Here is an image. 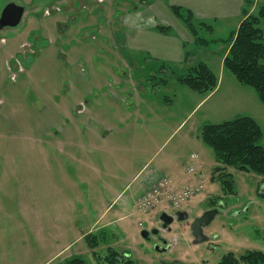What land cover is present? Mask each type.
Segmentation results:
<instances>
[{"label":"rangeland","instance_id":"1","mask_svg":"<svg viewBox=\"0 0 264 264\" xmlns=\"http://www.w3.org/2000/svg\"><path fill=\"white\" fill-rule=\"evenodd\" d=\"M6 2L0 0V20L8 2L24 6V10L15 26L0 24V134L29 136L32 131L27 123L33 119L42 123L46 118L56 119L53 105L57 100L63 106L70 105L78 93L83 100L68 118L76 150L74 161L69 156L58 157L60 148L70 151L73 147L65 142L53 144L57 151L47 157L38 152L39 145L32 149L33 158H40L36 162L40 161V168H52L58 189L65 186L66 192L58 195L68 198L57 205V264H66L68 259L83 264H227L223 259L229 253L236 259L248 252L264 253V197L260 195L264 188L259 191V178L254 174L233 172L231 189L215 174L221 165L200 137L201 129L211 124L207 121L208 104L202 103L193 111L196 103L192 97L205 95L180 81L192 66L164 67L148 62L137 68L130 66L129 56L137 53L130 44L135 33H129L125 26L133 25L137 18H143L146 25L145 15L139 16L130 8L133 4L144 6L147 0ZM244 2L243 8L249 6L251 14L264 0ZM190 13L192 26L208 49L187 44V51L196 53L193 57L200 61L216 59L229 31L220 28L210 32L207 24ZM246 14L242 13L241 20ZM174 18L191 35L182 20ZM91 25L94 27L89 29ZM161 26L155 30L170 35L171 28L162 32L157 30ZM37 35L40 40L32 47ZM118 38L125 42L120 52L109 46L110 40ZM113 52L116 55L108 57ZM120 59L128 65L127 73L115 71L124 65L116 64ZM239 87L249 91L256 103L250 102L251 112L244 114L257 120L264 130V105L251 88ZM61 111L65 113L63 108ZM145 114H150V119ZM132 120L137 123H129ZM77 126L80 135L76 134ZM57 130L59 140L64 141L66 128ZM48 148L43 145L42 151ZM155 154L158 158L151 161ZM172 154L177 158L170 157ZM165 156L170 159L160 161ZM30 157L23 146L20 162L25 165ZM158 179L162 181L158 189L165 188L163 200L136 205L143 190L155 186ZM214 209V219L202 227L206 241L194 244L190 225ZM36 211L42 215V208ZM183 212L187 218L180 221L177 213ZM14 213H7V222L9 215H21ZM162 214L172 217L173 222L162 227ZM25 256L19 254V260Z\"/></svg>","mask_w":264,"mask_h":264},{"label":"crops","instance_id":"2","mask_svg":"<svg viewBox=\"0 0 264 264\" xmlns=\"http://www.w3.org/2000/svg\"><path fill=\"white\" fill-rule=\"evenodd\" d=\"M244 1L245 0H147L144 6L141 5L137 7L133 4L130 10L133 11L134 7L135 10L138 11L137 13L139 16L145 15L147 23L145 25L143 18H137L135 22H133V25L125 26L129 33H135V39L130 41L131 49H134V51L141 56L140 58L137 53L133 55L131 53L129 56L130 66L132 65L137 68L138 64L141 62H148L151 64H172L177 67L187 64L188 67L198 62H203L216 75L218 81L215 89L210 94L203 98L192 97L193 103H196L193 111L196 107L206 102L208 104L206 112L209 118L207 121L211 124H219L224 121L247 116L244 113L251 112L249 104L252 102L256 106L255 100L249 91L243 87H239V85H243L234 81V76L225 70L223 65L225 56L223 53L225 49H227L225 45H227V42L231 39L232 34L242 21V13L246 8H243ZM117 2H119V0H117ZM171 6L184 7L194 12L199 20H201V23L203 22L210 27L209 30H211V32H215L220 28H222V30L225 29L224 31H229V37L225 40L216 59L212 60V58H210L208 61L207 59H205V61H200L193 57L196 53L190 54V52L187 51V44H192V48L196 46L197 48L205 47L208 49V47L207 44H197L195 42L194 38L188 34L189 32H187L184 27L179 24L177 19L174 18L173 13L171 15ZM139 7L141 8L139 9ZM247 11H250V9L248 8ZM148 21L150 22L148 23ZM159 24L171 28L170 35L157 32L155 28ZM93 27L94 25H91L88 28L92 29ZM118 32L123 33L122 29ZM39 40L40 36L37 35V38L32 42V47ZM123 43L125 42L121 38H118V40H110L109 44L111 45L109 46L110 49L114 50L115 48L120 52L121 49H123ZM112 54L115 53L113 52L107 55L111 57ZM123 54L125 55V53ZM24 58H26V56ZM116 61L117 60H114V63H116ZM212 62L215 69L210 66ZM116 64L124 65L121 68H115V71L127 73L128 65L125 63V60L120 59ZM225 79H227L226 83ZM79 96V93L73 96L71 104H64L65 106L61 105L62 103L57 100L53 105V113L56 119L51 120L46 118L44 123L40 122L41 119H33L30 121L31 123H27L29 129L32 131V134L29 136L23 138H9L0 134V264H57L59 254V242L56 231L57 221L59 219L57 205L62 201L68 200V198L64 194L58 195L59 192H66L65 186H61L60 189H58L56 181L52 178V168H47L46 170L40 168V161L36 164L37 159L40 160V158H33L32 149L33 146L39 145L41 151L38 152L42 153L44 157H47L49 152L57 151V147L53 146V144L65 142L66 144H71L73 147L70 151H66L59 147L60 152L58 153V157L69 156L73 161L75 160L76 157L74 152L76 150L72 141V122L69 119L76 107L75 105H81L83 103V100L79 98ZM60 106L65 110V113L61 111ZM221 108H223L224 111ZM49 111L50 108L47 112L49 113ZM149 116L150 114H145V117ZM63 120H66V125L60 126ZM129 123L137 122L136 120H132ZM58 128H66L63 137L66 139L64 141L59 140L61 137L59 136L60 132L57 130ZM81 133L80 126H77L76 134L80 135ZM83 134L85 135L86 133L83 132ZM165 144L166 139L163 142V145ZM43 145H49V148L45 150V152L42 151ZM23 146L31 154L28 161L24 158L25 165L19 160ZM23 154L25 155V153ZM170 157L175 156L172 154ZM157 158L158 156L155 154L149 159L152 161V159L156 160ZM169 159L168 156H165V158L160 161H168ZM81 161L82 159L77 160V162ZM7 162L9 164H7ZM24 180H26V183L23 182ZM16 204L18 205L17 207H12V205ZM37 207L42 208L41 216H38L36 211ZM8 212L10 214L19 212L21 215L20 217L15 216L14 218V215H9L8 218L10 221L7 222L6 216ZM52 219H54V221ZM12 232H14L12 240H9ZM10 247L12 248V252H9ZM21 253L26 255V259L22 261L19 260V254Z\"/></svg>","mask_w":264,"mask_h":264},{"label":"trees","instance_id":"3","mask_svg":"<svg viewBox=\"0 0 264 264\" xmlns=\"http://www.w3.org/2000/svg\"><path fill=\"white\" fill-rule=\"evenodd\" d=\"M248 8L250 7L243 10L244 14L249 12ZM182 9L170 7L173 15L181 19L190 31L195 42L203 43L196 28L192 26V14L187 9H183L184 13H181ZM207 28L210 27L207 25ZM169 29L166 26L157 28L162 32ZM232 37L227 42L228 51L223 61L224 68L240 84L251 88L259 102L264 105V3L257 7L255 13L245 15L236 36ZM161 64L166 66L164 63ZM180 81L188 89L205 96L217 85L216 75L203 62L189 68ZM200 137L205 146L212 150L215 162L221 165V168L215 169V174L229 186V189L232 188L230 176L233 172L256 175L259 178V191L264 188V133L254 118L243 116L219 124L206 125L201 129ZM260 195L264 197V192ZM223 261H227V264H239V261L246 264H264V253L248 252L239 259L234 257V253H229L225 255ZM65 263L83 264V261L68 259Z\"/></svg>","mask_w":264,"mask_h":264},{"label":"water","instance_id":"4","mask_svg":"<svg viewBox=\"0 0 264 264\" xmlns=\"http://www.w3.org/2000/svg\"><path fill=\"white\" fill-rule=\"evenodd\" d=\"M23 8L16 6L15 4L11 3L8 4L2 13V18L0 20V24H7L9 26H15L19 23L21 19ZM217 210H211L205 212L203 215L195 219V221L191 224L190 232L191 235L195 238L194 244L202 243L206 241V238L202 235V227L208 225L215 217ZM178 220H184L187 218L186 213H177ZM160 219L163 221L162 227H166L167 224L173 222V218L162 214ZM145 235V234H143Z\"/></svg>","mask_w":264,"mask_h":264},{"label":"built area","instance_id":"5","mask_svg":"<svg viewBox=\"0 0 264 264\" xmlns=\"http://www.w3.org/2000/svg\"><path fill=\"white\" fill-rule=\"evenodd\" d=\"M162 181H160L158 179V182L156 183L155 182V186H153L152 188H146L144 189L143 191V194H142V198L141 200H139L137 202L136 205H139V204H143L144 206H148V205H154L155 203H158V201L160 199L163 200V191L165 192V188H159L158 189V186L157 185H161ZM186 197V196H185Z\"/></svg>","mask_w":264,"mask_h":264},{"label":"flooded vegetation","instance_id":"6","mask_svg":"<svg viewBox=\"0 0 264 264\" xmlns=\"http://www.w3.org/2000/svg\"><path fill=\"white\" fill-rule=\"evenodd\" d=\"M9 0H7V2H8ZM11 1H13V0H11ZM6 2V3H7ZM8 4H11L10 2H8L3 8H5ZM14 4V3H13ZM16 5V4H15ZM16 6H18V5H16ZM19 7H22L23 8V10H24V6H19ZM3 8H2V10H3ZM20 55V54H19ZM18 55V56H19ZM17 58V57H16ZM23 59H24V57H23ZM15 62H17V63H19V65H21V62H18L17 60L15 61ZM15 67V66H14ZM191 226V225H190Z\"/></svg>","mask_w":264,"mask_h":264}]
</instances>
